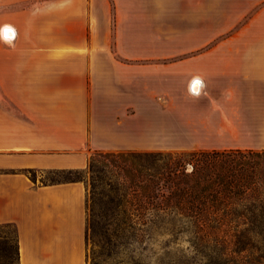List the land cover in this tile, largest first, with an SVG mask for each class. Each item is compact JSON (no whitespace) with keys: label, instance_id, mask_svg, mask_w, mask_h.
Here are the masks:
<instances>
[{"label":"crops","instance_id":"obj_1","mask_svg":"<svg viewBox=\"0 0 264 264\" xmlns=\"http://www.w3.org/2000/svg\"><path fill=\"white\" fill-rule=\"evenodd\" d=\"M176 11L166 0H0V227L14 229L17 264H86L84 183L39 178L82 171L94 152L150 145L154 85L166 101L169 84L184 94L189 73L153 67L150 47L136 46ZM190 74L208 132L219 123L228 138L259 141L229 149L264 150V5L223 51L192 56Z\"/></svg>","mask_w":264,"mask_h":264},{"label":"rangeland","instance_id":"obj_2","mask_svg":"<svg viewBox=\"0 0 264 264\" xmlns=\"http://www.w3.org/2000/svg\"><path fill=\"white\" fill-rule=\"evenodd\" d=\"M169 5L177 7L175 13H169L176 20L169 21V26L153 28L152 43L139 45L137 51L152 53L153 67L159 65L183 64L186 76L184 94L176 92L177 85L169 84L175 93L164 98L159 97L158 90H164L163 84L154 85L157 92L153 94L152 139L147 148L134 151L94 152L88 158L87 167L82 171L47 173L39 178L42 183H55L64 180H79L86 188L87 231H86V264H131L142 261L146 264H158L162 259L188 261L193 257L187 243V236L152 234L149 237L129 238L125 242L112 239V254L107 258H98V249L93 245L96 238L91 230L92 213L105 211L108 208L109 196L118 177L119 153H160L170 155H187L197 150H230L233 145L253 146L259 141L247 137L228 138L222 124L215 123L213 132H208V124L201 122L207 116L197 112L207 111V101L194 100L198 92L190 90L192 81L197 80L190 74L192 56L208 50L223 51V41L234 34L256 8L264 5V0H166ZM199 7L198 17L199 43L193 32L192 8ZM248 8L247 14L242 10ZM172 19V17L170 18ZM163 68V67H162ZM181 91V89H180ZM200 103V105H199ZM219 104V103H218ZM217 109V108H216ZM220 110L222 108L220 107ZM218 118V116L216 117ZM200 121V123H199ZM260 153L259 163L264 167V150H253ZM263 171V170H262ZM113 208V204H109ZM115 215V212H114ZM225 249L219 246L211 257L222 260L225 264H264V171L257 187L249 194L243 216L237 221V231L222 236ZM0 264H17L15 232L11 226L0 227Z\"/></svg>","mask_w":264,"mask_h":264},{"label":"trees","instance_id":"obj_3","mask_svg":"<svg viewBox=\"0 0 264 264\" xmlns=\"http://www.w3.org/2000/svg\"><path fill=\"white\" fill-rule=\"evenodd\" d=\"M117 155L119 173L113 197L109 196L105 211L92 213L90 227L97 239L93 245L98 258L111 256L113 238L125 242L139 236L180 233L187 236L193 257L188 261L164 258L158 264H225L211 253L219 246L223 251L222 236L237 231L249 194L264 171L258 161L260 153L230 149L187 155Z\"/></svg>","mask_w":264,"mask_h":264},{"label":"water","instance_id":"obj_4","mask_svg":"<svg viewBox=\"0 0 264 264\" xmlns=\"http://www.w3.org/2000/svg\"><path fill=\"white\" fill-rule=\"evenodd\" d=\"M195 83H198V84H199V81H198V80H194V81L191 83V87H190V89L192 88V86H193ZM198 87H199V85H198ZM191 91H192L193 93H196V92H197V91H193L192 89H191Z\"/></svg>","mask_w":264,"mask_h":264},{"label":"bare ground","instance_id":"obj_5","mask_svg":"<svg viewBox=\"0 0 264 264\" xmlns=\"http://www.w3.org/2000/svg\"><path fill=\"white\" fill-rule=\"evenodd\" d=\"M198 85H199V84H196V85L194 86V88H193L194 91H195V90H196V91L198 90Z\"/></svg>","mask_w":264,"mask_h":264}]
</instances>
